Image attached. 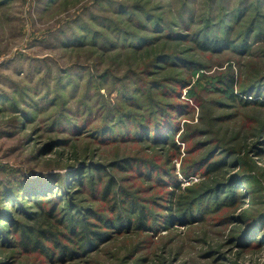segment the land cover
Segmentation results:
<instances>
[{
	"label": "rangeland",
	"instance_id": "1",
	"mask_svg": "<svg viewBox=\"0 0 264 264\" xmlns=\"http://www.w3.org/2000/svg\"><path fill=\"white\" fill-rule=\"evenodd\" d=\"M209 34L245 39V49L199 50L193 40ZM161 55L189 69L152 68ZM175 78L183 82L172 97L141 90ZM262 102L264 0H0V210H12L2 199L22 197L23 187L79 171L87 180L0 224L6 230L14 219L31 239L56 242L50 261L24 252L18 231L7 235L11 246L0 242V264H264ZM160 108L172 112L162 118ZM168 122V144L140 136ZM210 154L218 172L183 177ZM227 185L235 186L230 204L203 217L196 207L183 212L182 203ZM127 207L146 214V230H110L106 241L53 261L68 244L71 215L104 232L102 221L126 219Z\"/></svg>",
	"mask_w": 264,
	"mask_h": 264
},
{
	"label": "trees",
	"instance_id": "2",
	"mask_svg": "<svg viewBox=\"0 0 264 264\" xmlns=\"http://www.w3.org/2000/svg\"><path fill=\"white\" fill-rule=\"evenodd\" d=\"M236 19H238V16H236L233 20L236 21ZM223 26H221L219 29L222 30ZM214 31H211L209 33H213ZM247 35V33H246ZM157 37V36H156ZM128 39V38H127ZM183 39V38H182ZM147 40L146 42H150V40ZM195 43H197V47L199 48V50H216L218 48H220L221 46L224 48H228L230 50L233 49V51H238L243 53L244 49H245V39H241V41H239V43H237L236 45L229 40V38H227L225 35L220 36V38L215 37V36H211L209 34V36H204V39H202V42L200 44V42L198 40H193ZM119 42H124V39H120ZM133 44L132 47H136L137 43H139V41L137 40H133ZM181 59H174V58H170L164 55H161L159 57H157V59L155 60V62L152 64V68H160V67H165V66H172L176 65L178 66L179 64H183V66L185 68H188L187 65V61H180ZM165 65V66H164ZM179 82H183L182 79H171L167 85H161L160 83H142V88L141 90H144L147 94L152 95L154 93V90H159L162 91L163 94H168L169 96H174L178 94V84ZM184 84V83H182ZM233 84V79L229 78L227 82L224 83V86L226 87H231ZM251 91L250 93H254L256 92V88L249 90ZM129 94H133V92H130ZM231 98H234V96H232ZM239 98V101L243 102V103H249L246 101H243L242 98ZM251 103V102H250ZM261 104H264V102H262ZM175 108V112L177 113H181L185 107L183 106H179V105H174V107L172 108V110ZM161 111H159V113L161 114L162 118H165V111H168L166 108H160ZM168 112H172V111H168ZM167 113V112H166ZM168 115V114H166ZM163 122V121H162ZM173 123H169L168 124H159L156 128L159 129L157 131H152L150 133V135H147L146 133L143 132L142 136L143 139L145 140L148 137H151L153 140L155 141H160V143H165L168 144L170 142V138H171V129L173 128L172 126ZM141 134V133H140ZM212 155H208L207 158L203 159L202 161H199L198 163L195 164V168L192 169L191 172L183 173V177H187L190 174H192V172H202V173H213V172H218L219 170V166L220 163L219 161H214L212 160ZM212 161H211V160ZM100 170H96L94 173V178L96 177L98 180V183L100 185H102V181H103V175L98 172ZM91 174V173H90ZM165 175V172H162V177ZM90 177H88V182H91L90 184H92L93 181V177L92 175H89ZM161 177V176H160ZM95 178V179H96ZM67 179V180H66ZM158 179V177H157ZM77 181V182H76ZM87 180L85 179V175L81 174L79 171V175H72V176H64V179H59L57 180V183H50V180L48 181H43L41 183H38L39 186H33L31 188V190H27L24 191V187L21 188V193H23L22 197H18V198H14L16 196H14L13 198L8 197V198H3L2 199V203H7L8 205L13 204L12 206V210H9V212H5L0 210V224L2 221L5 220V218L7 219V221H9L10 216H14V218L16 217V215H22V207L28 203L31 204V206H37V207H41L42 204L47 203L48 201H55L58 199H61V197H63V194L60 193L62 192L61 190L65 191L68 190L67 188H71L72 185H75L76 183H78V187H80L81 185L83 186L84 183H86ZM33 183V182H32ZM31 183V184H32ZM241 184L242 186H244L245 184L247 185L248 182L247 181H243V179L241 181H239L238 185ZM52 187L54 189H52ZM177 188H180L179 185H176ZM111 186H106V188H104V190H102L101 192H98V195L101 198H105L108 197L110 195V190H111ZM176 188V190H178ZM219 186H217L216 188H212L209 189L208 191H205L202 196H196L192 199L191 202H194L193 206L191 205V207H189V202H185L182 203V210L183 212L187 211H193V209H197L199 215H201L202 217L205 216V214L208 213L209 209L211 208L212 205H214V207H216L217 205L221 204V205H228L231 203V199H230V194L234 193V189L235 186H231V185H227L224 187H222L220 190L218 189ZM228 190V192H226L224 194V199L220 200V194L222 191ZM53 191V192H52ZM54 191H56L54 193ZM10 194V193H8ZM12 194H10V196H12ZM19 196V195H18ZM65 196V195H64ZM202 199V200H201ZM201 200V201H200ZM202 201H206L205 203H203ZM181 202V201H179ZM190 202V203H191ZM203 203V204H202ZM197 204V206H195ZM202 206H201V205ZM205 204H207V206H205ZM200 205V206H199ZM17 208V209H16ZM185 213V215L187 216L188 213ZM45 216L52 217V212L49 211H43L40 210V212H36V215H40L43 214ZM125 214V218L126 219H122V218H117V219H113L112 221L108 222L106 219L105 221H102L103 227H104V232H100V230H98L97 232L93 233L89 230V227L94 225L89 224L84 216H80V215H71L70 216V227L68 228V235H67V245L65 247V249H63L62 251H60V254L55 258L53 261L56 260H62L63 258H66L67 256L69 257V259H71V257L73 258L77 251H76V245H77V249H88L94 246V244H98L102 243L104 241H106V239L109 237V235L107 234L108 231L111 230V234H113L114 232L118 231L119 229H128L131 225V227L133 226L134 229L136 230H146L148 228V222H149V218L146 216V214H144L143 211L138 210V208H134L131 207L128 209V207L125 209L124 211ZM33 215V214H32ZM75 216V219H73V217ZM181 217H183L182 215H180ZM28 216H24V218H27ZM167 220V219H166ZM14 222H9L8 228L6 230H0V242H3L5 244H8L9 246H11L12 243V238L8 237V236H12L14 233H17L19 231V236L21 237V242L19 244V246H21V249L24 252H38L44 255L45 259H47L48 261H50L51 257L53 256V248L56 247V242L50 244L49 246H45L43 244H41L39 242V240L36 239H31L29 236H27V233H30V230H24L23 227L18 224V221L14 220ZM176 221L175 218H173L172 216L168 218V220L166 221L165 225H169L171 222ZM8 223V222H7ZM14 223L15 224L14 226ZM256 227H258V223H256ZM14 226V227H13ZM153 230V228L151 229V231ZM8 235V236H7ZM41 237H44L42 235H40ZM14 242V241H13ZM245 244V243H244ZM62 256V257H61ZM44 261H47L45 260ZM52 261V262H53Z\"/></svg>",
	"mask_w": 264,
	"mask_h": 264
}]
</instances>
